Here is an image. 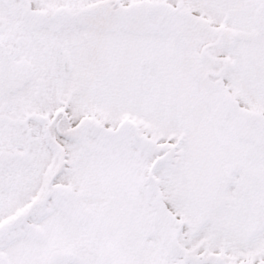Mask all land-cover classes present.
<instances>
[{"label": "snow or ice", "instance_id": "snow-or-ice-1", "mask_svg": "<svg viewBox=\"0 0 264 264\" xmlns=\"http://www.w3.org/2000/svg\"><path fill=\"white\" fill-rule=\"evenodd\" d=\"M0 264H264V0H0Z\"/></svg>", "mask_w": 264, "mask_h": 264}]
</instances>
